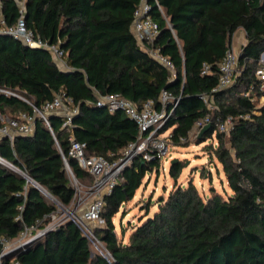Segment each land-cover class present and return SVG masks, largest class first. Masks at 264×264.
Listing matches in <instances>:
<instances>
[{
  "label": "trees",
  "instance_id": "obj_1",
  "mask_svg": "<svg viewBox=\"0 0 264 264\" xmlns=\"http://www.w3.org/2000/svg\"><path fill=\"white\" fill-rule=\"evenodd\" d=\"M141 0H26L25 20L36 34L65 51L69 69L52 53L0 34V114L17 117L65 93L69 106H78L74 135L87 143L88 154L115 160L138 139L140 130L124 110L111 112L98 97L118 92L142 107L148 100L160 108L165 89L179 102L161 132L168 143L181 145L196 121L207 114L211 128L197 139L207 144L226 176L230 192L212 187L201 194L193 180L178 182L183 160L170 164L175 183L158 209L136 225L129 241L118 238L114 217L135 197L148 172L158 171L161 158L137 156L105 197L102 218L95 228L114 260L93 251L87 237L72 221L48 230L13 253L20 264H264V105L256 75L264 52V0H150V14L160 33L140 44L132 31ZM16 0H2L0 18L15 23ZM243 29L246 43L239 53L240 71L232 85L212 90L220 79V62ZM174 63L175 73L154 58L149 49ZM204 64L209 70L203 73ZM203 94L209 95V107ZM172 108V107H170ZM232 117L229 131L216 125ZM51 128L37 116L33 132L0 138V155L26 172L64 206H70L75 187L63 154L80 182L91 173L71 157L70 133L63 117L50 114ZM57 210L45 192L21 173L0 162V235L16 238L25 226L43 229Z\"/></svg>",
  "mask_w": 264,
  "mask_h": 264
},
{
  "label": "built area",
  "instance_id": "obj_2",
  "mask_svg": "<svg viewBox=\"0 0 264 264\" xmlns=\"http://www.w3.org/2000/svg\"><path fill=\"white\" fill-rule=\"evenodd\" d=\"M16 1L19 6L20 16L17 21L12 24H9L4 17H1L0 34L11 35L30 47L49 50L59 67L62 69H69L70 66L65 60V51L60 47V44L49 42L27 26L25 20L26 0ZM156 3L160 10L164 12L158 0H156ZM1 5L2 0H0V7ZM150 10V0H141L135 10L132 31L140 44L153 42L160 33L159 23L150 14ZM149 52L154 58L175 73L174 63L169 57L162 54L159 48H151ZM238 59L239 53L232 45V47L227 49L225 56L220 62L219 84L212 90L213 92L233 84L236 75L240 72L238 70ZM208 70L209 65L204 64L202 72L206 73ZM256 75L261 81L260 88L263 92L259 97V106H261L264 105V52L261 55L260 65L256 71ZM0 91L6 94H16L2 88H0ZM202 98L209 107H214L209 100L208 94H203ZM70 102H72L71 97L67 96L65 93H61L56 95L52 100L46 101L41 108L33 105V113L21 112L17 117L0 114V138L7 136L11 141H13L17 135L32 133L37 116L42 117L50 128L51 123L49 115L58 114L62 116V128L71 134L70 156L74 157L79 165L88 170L93 176V181L89 184V189L87 190L92 199L85 203L83 209L78 211V205L83 199H81L80 190L75 187V194L71 205L65 206L61 211L60 207H62L63 204H58L57 210L49 215V221L43 229L39 230L35 227L25 226L23 231L16 238L0 235V264H20V262L13 257L15 251L25 248L28 243L67 220L74 222L80 228L82 233L87 237L95 253L100 254L107 261L112 262L115 259L113 254L108 250L104 241L96 233V227L92 224L101 221L105 197L112 192L121 173L128 166L125 165L124 154L127 155V158L134 159L137 156H142L146 160L152 159L154 155L161 158L166 154L168 150V137L164 136L161 129L172 114L174 107L177 106L179 97H174L169 91L164 89L160 95L162 106L157 108L154 106L153 100H148L142 107H139L135 102L118 92L100 95L97 100L99 106L107 107L111 112L124 110L128 116L136 121L140 130L138 139L131 142L123 150L121 156L115 160H110L103 155L87 153V143L78 140L73 133V118L79 108L78 106H69ZM232 120L231 116L225 120L217 118L216 125L221 131H229L233 125ZM208 123H212V118L209 114L196 121L190 134L195 131L200 133L202 128ZM63 157L67 172L72 181H78L66 155L63 154ZM6 161L7 160L0 155V162L3 163ZM50 198L53 199L51 195Z\"/></svg>",
  "mask_w": 264,
  "mask_h": 264
},
{
  "label": "rangeland",
  "instance_id": "obj_3",
  "mask_svg": "<svg viewBox=\"0 0 264 264\" xmlns=\"http://www.w3.org/2000/svg\"><path fill=\"white\" fill-rule=\"evenodd\" d=\"M242 31V32H240ZM246 39V34L243 29L238 30L233 38L234 49L240 53L243 45L242 42ZM238 41V43H236ZM246 43V42H245ZM236 45L237 48L236 49ZM164 136H169V130L165 131ZM199 132L195 131L190 134L188 139L183 140L185 143L181 145H175L168 143V150L163 157H161V167L158 171L148 172L142 185L136 191L135 197L124 204L121 210L114 217L116 224L117 236L124 241H129L130 234L134 230L135 226L144 221L148 215H152L158 209L157 201L161 196L167 197L170 190L175 183L174 179L169 173L170 164L173 160H183L185 167L182 170L181 175L178 178V182L187 184L189 180H193L198 186L202 195L206 196L212 187H215L218 192L227 194L230 192V188L227 184L226 176L222 170L220 162L206 147L211 138L204 142H200L197 138ZM124 154V153H123ZM125 165H130L133 161L131 158H127L124 154ZM74 187H77L81 192V199L83 201L78 205V211L85 207V203L90 201L91 195L87 192L89 189V182L84 181H72ZM47 197L54 201L56 205L61 204L55 197L50 198V195L45 192ZM152 201L150 206V212L146 215L145 205ZM65 208L64 205L60 207L62 211ZM73 209V208H72ZM105 224L103 218L99 222H95L92 225L94 227H100Z\"/></svg>",
  "mask_w": 264,
  "mask_h": 264
},
{
  "label": "water",
  "instance_id": "obj_4",
  "mask_svg": "<svg viewBox=\"0 0 264 264\" xmlns=\"http://www.w3.org/2000/svg\"><path fill=\"white\" fill-rule=\"evenodd\" d=\"M11 36V35H10ZM211 128V124L208 123L207 125H205L202 130L200 131L199 133V137L204 133L206 132L207 130H209ZM176 161V160H173V162ZM172 162V163H173ZM3 164L19 173H21L22 175L26 176L28 178V180H31L32 182H34L37 186H39L44 192H47L45 189H43L38 183H36L32 178L29 177V175L27 173H25L21 168H19L18 166H16L14 163L10 162V161H6V162H3ZM49 195H51L53 198L54 196L52 194H50L49 192H47Z\"/></svg>",
  "mask_w": 264,
  "mask_h": 264
},
{
  "label": "crops",
  "instance_id": "obj_5",
  "mask_svg": "<svg viewBox=\"0 0 264 264\" xmlns=\"http://www.w3.org/2000/svg\"><path fill=\"white\" fill-rule=\"evenodd\" d=\"M240 32H242V31H240ZM245 42H246V39L242 42L241 45L245 44ZM236 43H238V41H236ZM232 45H233V44H232ZM233 47H234V45H233ZM236 49H238V48H237V45H236Z\"/></svg>",
  "mask_w": 264,
  "mask_h": 264
}]
</instances>
